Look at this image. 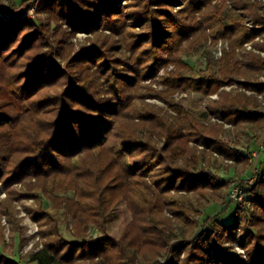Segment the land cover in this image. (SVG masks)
I'll list each match as a JSON object with an SVG mask.
<instances>
[{
    "label": "trees",
    "instance_id": "trees-1",
    "mask_svg": "<svg viewBox=\"0 0 264 264\" xmlns=\"http://www.w3.org/2000/svg\"><path fill=\"white\" fill-rule=\"evenodd\" d=\"M4 1L0 248L28 242L18 204L38 242L26 261L0 249V264H264V146L231 221L220 219L225 208L203 216L210 200L229 201L231 182L205 167L212 153L252 159L220 138L223 125L264 134L260 2L18 0L5 14ZM203 44L206 65L195 69L183 54ZM188 92L203 96L204 114L175 98ZM121 201L131 220L116 239L106 225Z\"/></svg>",
    "mask_w": 264,
    "mask_h": 264
},
{
    "label": "rangeland",
    "instance_id": "rangeland-1",
    "mask_svg": "<svg viewBox=\"0 0 264 264\" xmlns=\"http://www.w3.org/2000/svg\"><path fill=\"white\" fill-rule=\"evenodd\" d=\"M260 4L263 7L264 11V0H258ZM9 4H7L6 1H4L5 4H7V8L4 10H1L3 13H7L9 9L11 8V5L14 7L19 4L18 0H8ZM9 8V9H8ZM16 14V12H15ZM36 16V13L34 17ZM31 17V16H30ZM31 17V18H34ZM86 34H77V39L79 41H83V39L86 37ZM75 40V39H74ZM208 46V45H207ZM206 45H201L200 49L197 52H191L190 54H183V59L186 63L190 64L193 68L195 69H200L204 68L206 65V60H205V50L207 48ZM221 47L222 43L220 42L216 48L212 50L214 56L216 58H219L221 56ZM246 49L251 50V44H246L245 45ZM240 52V51H238ZM262 56H264V53H261ZM173 67L169 66L168 71L172 70ZM164 69L160 70L159 74H163ZM261 80L264 81V77H261ZM154 88H157L158 90H161V86L154 85ZM227 90H230L229 87H226ZM243 90V89H241ZM247 94H250V92H247ZM213 99H216V95L211 96ZM175 98L177 100H181L183 105L191 110L194 114L197 116H200L206 112V101L204 100L203 96L198 93H193V92H188V93H180V94H175ZM260 100H262V96H258ZM149 103L155 104L161 108H164V105L157 101V100H146ZM264 104V101H263ZM208 120H211V122H221L219 120H216L212 117H208ZM223 129L226 130L223 135L220 136L222 140L225 142L229 143L231 147L234 149L238 150L242 155L244 156H249L252 157L251 160H249V164H244L243 162L240 163H235L234 161L228 160V159H223L220 155L217 153H212L214 156V159L210 161L209 165L205 164V167H210L211 169L215 170L221 177L227 178L228 182H237V183H245L246 180L251 176L252 171L254 170V167H256V163L258 162V159L260 158V151L262 150L264 146V134L260 136V138H252V134L249 131L248 128H236V127H231L228 124L223 125ZM199 149H203L202 146H199ZM247 183V182H246ZM242 185V184H241ZM249 186V185H246ZM226 189V188H225ZM1 197H4V194L2 193L0 195ZM44 201V207L50 209L51 208V203L48 200H42ZM219 202V201H218ZM23 203L30 205L33 203V200H24ZM236 203L233 201L229 200L226 198L225 203L219 202V203H214V201H211L208 203V206L206 207V211L204 213V217L208 216H213L217 214V212L221 211L223 208L226 209L224 213L220 216V219H224L225 221H231L232 217L234 216L235 208H236ZM18 214L16 215L17 217L22 218V226L25 228V235L24 237L28 240L27 244H25L19 251L17 249L18 246V239L15 241V248L14 249H9L7 246L6 247H1V251H4L8 255H13L14 257L16 256H22L23 260L26 261V253L29 251H34L33 245L38 242V237L36 235L38 227L37 225L27 216V214L22 210L21 206L18 204L17 205ZM112 215L110 216L108 223H107V230L106 233L114 238H119L121 235V232L124 228V226L131 220V213L128 210L126 204L121 201L119 202L114 210L112 211ZM59 217V220L61 221L60 224V229L64 236L69 239L73 240L71 233L68 229L70 227L71 223L69 221H63L59 213H56ZM1 222L4 226H6V222L4 217H2ZM95 229L91 230V234L95 233ZM4 236H5V242H8V229L7 227L4 230ZM40 247V246H39ZM234 251H236L239 254H243L242 249H240L236 244H234Z\"/></svg>",
    "mask_w": 264,
    "mask_h": 264
},
{
    "label": "built area",
    "instance_id": "built-area-1",
    "mask_svg": "<svg viewBox=\"0 0 264 264\" xmlns=\"http://www.w3.org/2000/svg\"><path fill=\"white\" fill-rule=\"evenodd\" d=\"M34 15H35V9L29 10V16L34 17ZM255 177H256V167H254V170L252 171V174L248 178V180H246L245 183H242L243 186L252 185L255 180ZM228 198L234 203H238L243 199V188L240 183L231 182V184L229 185Z\"/></svg>",
    "mask_w": 264,
    "mask_h": 264
},
{
    "label": "crops",
    "instance_id": "crops-1",
    "mask_svg": "<svg viewBox=\"0 0 264 264\" xmlns=\"http://www.w3.org/2000/svg\"><path fill=\"white\" fill-rule=\"evenodd\" d=\"M69 0H59L61 3H67Z\"/></svg>",
    "mask_w": 264,
    "mask_h": 264
}]
</instances>
